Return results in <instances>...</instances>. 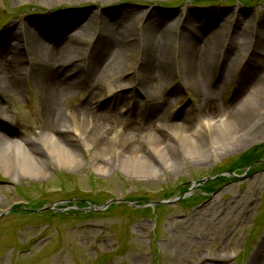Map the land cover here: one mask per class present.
<instances>
[{
    "label": "rangeland",
    "instance_id": "1",
    "mask_svg": "<svg viewBox=\"0 0 264 264\" xmlns=\"http://www.w3.org/2000/svg\"><path fill=\"white\" fill-rule=\"evenodd\" d=\"M151 10L161 27L187 19L188 26H196L200 40L212 33H222L221 43L236 38L231 44L239 52L230 54L234 58L229 66L222 62L232 52L229 43L208 46L202 94L185 78L181 51L186 49L180 32L165 39L166 64L159 82H146L147 41L158 42L157 33L144 34L148 28L143 17ZM60 18L71 21L69 34L79 39L71 42L81 49L71 52L77 61L67 69L83 66L78 67L83 70L78 71L79 86L63 107L68 130L58 135L76 161L58 163L40 141L45 133L42 76L37 56L27 57L20 81L22 95L9 93L0 79V134L17 135L25 143L34 140L30 149L34 160L39 159L36 165L41 173L23 172L19 167L11 172L0 169V212L15 206L34 208V202L77 198L95 204L112 198L146 204L179 198L200 181L207 186L204 191L191 190L188 198L196 197L192 201L184 198L163 205L154 217L120 204L82 220L11 212L0 218V264H264V75L256 72L254 84L245 91L247 99L251 91H257L255 103L246 99L240 113V107H235L251 51L263 52L259 27L264 0H0V46L15 42L18 35L26 43L31 33H37L49 48L56 31L50 22ZM38 23L43 27L36 28ZM114 23L123 29L129 25L130 37L121 36V66L91 83L86 75L90 46L102 41ZM82 25L85 35L78 36ZM9 53L0 50V57ZM91 91L98 98L91 100ZM204 93L210 98L206 112H202ZM80 104L87 105V115L82 117L73 113ZM149 116L157 123L146 126ZM211 118L231 119L234 136L221 140L223 148L211 133L207 121ZM96 119H102L101 124ZM176 124L200 141L208 156L187 157L173 134ZM157 142L183 171H171L160 160L151 149ZM131 152L147 163L155 159L158 176L128 168L122 156ZM250 159L255 170L245 173L242 165ZM234 165L243 168L241 175L216 177L234 170Z\"/></svg>",
    "mask_w": 264,
    "mask_h": 264
},
{
    "label": "bare ground",
    "instance_id": "2",
    "mask_svg": "<svg viewBox=\"0 0 264 264\" xmlns=\"http://www.w3.org/2000/svg\"><path fill=\"white\" fill-rule=\"evenodd\" d=\"M144 22L145 26L148 30L144 28V34L149 36L152 32L157 33V40L147 41L146 53L145 56L148 57V66L146 71L148 76H146V82H150L153 84L154 82H159L160 75L163 71V66L166 64V50L164 47V43L167 42L165 39L175 34L176 32H180V37L183 43V49L181 51L183 56V70L185 73V78L189 81L194 89L202 94L205 91V88L202 86L201 74L203 73V66L206 61V50L208 46L213 45H221L228 44V51H232L231 53H226L223 57V64L228 65L231 63L230 54L235 52H239V48L235 47V45L231 43H236V38L233 36L229 39L228 42L224 41L221 43V35L222 33H214L206 36L205 39H198L201 35H196V26H188L187 19L182 21L181 19H177L174 22H171L166 26L161 27V21H157V16L152 13V10L148 13H145ZM54 20V19H53ZM55 22V27L58 28L59 24L63 27L62 29L54 32V37H52V46L47 47L45 43L41 40V37L36 33H31L28 37V41L26 43L23 42L21 36H17L15 42H10L8 46H0V50L5 52H11L7 56L1 55L0 57V79L4 80L5 86L8 89V92L15 95H22V89L20 87V81L23 79L25 68L24 63L28 64V58H34L37 56L36 64L39 66L40 76H42V81L39 84L40 88V96L41 103L43 106V130L45 133L41 134L40 141L44 144L46 148L52 153L54 158L58 163L60 162H70L73 163L76 161V156L73 152L69 151L65 143L61 142L59 139L60 134H63L68 130L65 122V115L63 111L64 104L70 99V97L76 92L78 88V80L80 79V74L78 71L83 72V70H78L79 66L82 68L81 64L74 65L73 68L67 69L71 64L75 63V60L71 56V52H80L81 49L73 44L71 40H75V42L79 41L78 38L71 37V30H73V25H69L71 21L60 18L56 21H51V23ZM109 22V21H107ZM18 25V24H17ZM20 28H24V23L21 22ZM89 25V24H87ZM180 25V27H179ZM13 26H16L14 24ZM42 25L40 23L37 24L38 29H40ZM85 26L82 25L80 28L83 29V33L81 30L78 36L84 34L85 35ZM112 28L111 31L108 32L107 35H103V40L99 42H95L90 47V52L87 54V57L90 61V64H86L87 66V77L91 80V83H95L98 78L102 76L103 73L107 71H112L115 68H120V54L122 50V40L121 36L128 38L130 34H128L129 25L123 28H119L118 23L110 24ZM179 27V28H178ZM119 28V29H116ZM264 32V18L260 21V27ZM132 30V27H130ZM261 32L260 37L264 38V33ZM126 32V33H125ZM70 33V34H69ZM15 35V34H14ZM25 37V35H23ZM70 36V37H69ZM120 36V38H119ZM101 37V36H100ZM70 38V39H69ZM148 38V37H147ZM263 47H264V39ZM14 44V45H13ZM5 47V48H4ZM153 50V52H152ZM131 52V50H129ZM40 52V53H39ZM154 54L153 56H151ZM42 53V55H41ZM9 55L11 57L9 58ZM34 56V57H33ZM247 58V55H244ZM28 57V58H27ZM246 61V69L245 73H243V84L239 88V100L236 101L235 107H240L237 110L240 113L244 108V102L252 101L255 103L256 90L249 93V98H245L247 91L252 84H254L255 80H252L253 77L256 76V72L260 75H264V48L263 52L252 50L250 53V58ZM75 73H71L74 72ZM131 79V78H130ZM254 81V82H253ZM131 82H128L129 85ZM127 84L123 85V87H127ZM204 91H202V89ZM92 96L91 100L98 98L97 93L95 91H91ZM142 94L149 99L151 96L148 92H142ZM205 94V93H204ZM242 94V97L240 96ZM247 99V100H246ZM204 107L202 112H206V108H209L210 98L205 94V98L203 100ZM242 105V106H241ZM87 110L86 104H80L74 107L73 113L74 115H78L79 117L85 116ZM210 112V111H209ZM156 114V112H151V115ZM107 115V114H103ZM99 115H96L98 118ZM104 117V116H103ZM102 121V119H96V121ZM231 120V119H230ZM229 119L222 118L217 120L216 118H211V120H207L209 124H211V133L213 132L214 138L217 142V146H223L221 140L228 139V137L232 138L234 136V128L232 124L228 121ZM236 120V118L232 119ZM157 119L155 117L149 116L145 120V125L147 126L149 123L154 124ZM78 122V121H77ZM100 123V122H98ZM101 124V123H100ZM174 127L175 130L173 134L179 140V149L183 150L187 157L193 158L200 155H207L208 152L203 145L195 139L194 136L190 135L189 132L179 127L177 124ZM173 127V126H172ZM0 134V169L6 171H14L19 167L26 172L28 169H33L35 173H41V169L36 165L39 162V159L34 160L35 156L30 149V146H34L36 144L34 140H28L33 143L30 144L28 141L25 143L20 137L17 135H6ZM90 137V136H89ZM152 141H156V138L153 136L150 137ZM151 149L157 156L165 162V165L168 168H171V171H183L182 168L176 167L174 161L167 156V154L160 150L161 143L157 142V145L151 144ZM136 150V149H135ZM207 152V153H206ZM128 160L127 167L134 169L136 173H147L150 176H158L154 171L157 165L159 164L155 159L151 161H146V159H142L138 157L136 153H127L122 156V159ZM149 160V159H148ZM37 161V162H36ZM192 190V189H190Z\"/></svg>",
    "mask_w": 264,
    "mask_h": 264
},
{
    "label": "trees",
    "instance_id": "3",
    "mask_svg": "<svg viewBox=\"0 0 264 264\" xmlns=\"http://www.w3.org/2000/svg\"><path fill=\"white\" fill-rule=\"evenodd\" d=\"M250 162H251V159H250V161L245 162L243 165H247V164H249Z\"/></svg>",
    "mask_w": 264,
    "mask_h": 264
}]
</instances>
